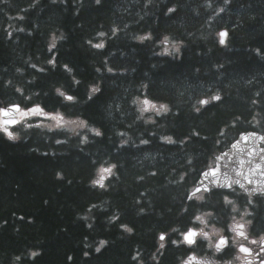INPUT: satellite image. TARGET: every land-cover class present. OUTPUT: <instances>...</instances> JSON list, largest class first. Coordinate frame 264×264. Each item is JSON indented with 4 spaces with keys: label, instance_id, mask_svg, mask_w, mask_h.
<instances>
[{
    "label": "trees",
    "instance_id": "obj_1",
    "mask_svg": "<svg viewBox=\"0 0 264 264\" xmlns=\"http://www.w3.org/2000/svg\"><path fill=\"white\" fill-rule=\"evenodd\" d=\"M13 105L0 264H176L159 235L224 222L222 191H191L240 133H264V0H0Z\"/></svg>",
    "mask_w": 264,
    "mask_h": 264
},
{
    "label": "water",
    "instance_id": "obj_2",
    "mask_svg": "<svg viewBox=\"0 0 264 264\" xmlns=\"http://www.w3.org/2000/svg\"><path fill=\"white\" fill-rule=\"evenodd\" d=\"M220 36L223 43L225 31H221ZM18 109L17 106L2 109L1 117L13 123ZM261 143H264L262 134L255 131L240 133L225 151L215 157V166L202 174L194 192L235 187L248 194L264 193V148L260 147ZM192 232H187L186 238Z\"/></svg>",
    "mask_w": 264,
    "mask_h": 264
},
{
    "label": "rangeland",
    "instance_id": "obj_3",
    "mask_svg": "<svg viewBox=\"0 0 264 264\" xmlns=\"http://www.w3.org/2000/svg\"><path fill=\"white\" fill-rule=\"evenodd\" d=\"M49 126L52 128H68L71 130H79L84 128V123L80 120H67L64 119L61 115L55 114L51 116V122L49 123ZM205 219L206 217L201 216L198 218V221L201 223ZM244 225H245V221L243 219H233L226 229L217 230L213 226L210 227L209 224L206 225L204 223H201L198 228L199 231L198 237L205 238L207 232H209L211 233V238L214 243L217 239L223 237V235L227 233L230 238V242L232 246H238L240 244L250 245L248 242L249 238L246 235L243 228ZM256 236L257 239L255 241L254 250H255V254H257V260L254 261L253 256H252V260L253 262H255V264H262V261H264V224L263 227L258 231ZM209 248L210 246L208 245L207 249ZM246 259H247L246 255L238 252L234 254L229 260L226 259L221 264H250V262H247ZM198 260H200L198 264H205L209 260V256L206 254H202L201 256H199ZM183 262L184 261L181 260L180 264H185Z\"/></svg>",
    "mask_w": 264,
    "mask_h": 264
},
{
    "label": "flooded vegetation",
    "instance_id": "obj_4",
    "mask_svg": "<svg viewBox=\"0 0 264 264\" xmlns=\"http://www.w3.org/2000/svg\"><path fill=\"white\" fill-rule=\"evenodd\" d=\"M249 197H256V196H249ZM256 237H257L256 234L248 236L249 238L248 242L250 245L247 247L244 246L243 244L237 246L241 252L248 254L246 255L247 256L246 261L250 262V264H255V262H253L252 260V256L254 257V261L257 260V254H255V250H254ZM167 240L168 239L166 238L164 241H167ZM218 242L220 244H223L222 246L224 248L220 251V253L222 254V256L226 257V259L228 258L227 260H229L234 255L235 249H234V246L233 247L231 246L230 238L227 233H225V237L223 236L219 238L214 244L209 234H206L205 240L202 241L198 239V233H197L191 241L186 242L181 247L182 249L180 251L182 252V257L183 258L189 257L188 263H185V264H198L200 260H198L199 258L197 259L194 257L195 254L197 255L206 254L209 256V260L205 264H216V260L218 258V254H217ZM195 245L197 246L196 251H194ZM207 245L210 246L209 249H207ZM262 264H264V261H262Z\"/></svg>",
    "mask_w": 264,
    "mask_h": 264
}]
</instances>
